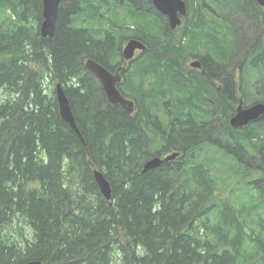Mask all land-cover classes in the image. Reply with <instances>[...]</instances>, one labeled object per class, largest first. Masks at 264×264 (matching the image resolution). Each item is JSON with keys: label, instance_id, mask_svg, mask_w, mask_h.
<instances>
[{"label": "trees", "instance_id": "16d2710c", "mask_svg": "<svg viewBox=\"0 0 264 264\" xmlns=\"http://www.w3.org/2000/svg\"><path fill=\"white\" fill-rule=\"evenodd\" d=\"M106 1L63 2L56 34L42 44L43 55L36 60L26 47L39 40L34 34L43 20L42 0H0V264H264L259 126L243 128V142L238 134L227 133L228 144L242 148L224 152L236 162L226 194L219 188L226 181L207 168L198 156L202 151L194 156L196 147L216 132L213 123L200 117L207 112L208 120L213 118V109L201 99L207 78H177L178 69L170 66L192 60L233 64L244 34L229 18L246 9L260 35L235 64H240L242 79L246 67L262 71L261 84L253 75L245 87L240 85L239 101L255 103L256 88L264 86V10L255 0H185V24L175 30L166 25L164 32L141 0L126 5ZM102 18L123 36L131 32L121 31L128 26L134 27L133 38L143 33L154 53L145 61L165 64L137 69L133 81L126 79L122 92L135 103L132 114L109 103L85 68L88 59L99 62L105 46L96 29ZM24 20L32 35L14 27ZM59 83L84 143L59 115ZM235 90L230 78V116ZM173 153L182 157L143 173L148 161ZM95 170L110 183L111 201L101 194ZM241 181L251 187L248 212L236 203Z\"/></svg>", "mask_w": 264, "mask_h": 264}, {"label": "flooded vegetation", "instance_id": "af4514ba", "mask_svg": "<svg viewBox=\"0 0 264 264\" xmlns=\"http://www.w3.org/2000/svg\"><path fill=\"white\" fill-rule=\"evenodd\" d=\"M22 1L23 0H19L20 4L22 3ZM65 1L66 0H63L61 2V5ZM117 1H119L120 5H126V4H129L128 2H133V1L135 2V0H124V1L123 0H117ZM106 2L111 5L114 2V0H107ZM255 2H256V0H255ZM61 5H60V7H61ZM140 5L142 6V9H144L148 13L154 15L155 17H157L161 21V26L163 27L164 32H165V30H166L165 27H166V25H169V21L167 20V18L165 16L158 13V11H156V13H154L153 11L150 10V8L155 10V8L153 7L152 1L150 0V2H149L146 0H143V1L141 0ZM24 7H25V5H24ZM261 8L264 10V7H261ZM59 10H60V8H59ZM40 12H42V16H43V1H42V7H40ZM8 13H10V12L8 11ZM17 19H18V17L16 15H14V20H17ZM102 19L103 20L96 25L98 41L105 44V46L100 50V51H102V53L100 52V56L98 58L100 63L99 62L98 63L102 67H104L105 70L108 71L112 76L120 77V81L117 83V88L119 89L121 94L124 96L122 89L125 85L126 79L129 78V81H133V79L136 75L135 70L144 69V68H148V67H152V68L164 67L165 64L164 63H156V64L155 63H148L145 61L151 56V54H154V53L150 52L148 50L147 43H148L149 39H146V37L144 36L143 33L140 37L136 36V38H133L134 36L131 33V32H133L132 27L128 26L127 29H124L121 31H131V32L126 33V35L123 36L121 32H116L114 30H111L109 24L108 23L106 24L105 18H102ZM43 20L40 23V25H38L35 29L36 33L34 35L36 37H38L39 40H36L34 42L33 47H31V46L26 47L27 50H30V52H28L27 54H30L36 60H37L38 55H40V56L43 55L42 44L45 43L46 40L52 39L50 37L44 38L42 36L41 27H42ZM183 20H185V19H183ZM56 24H57V22H56ZM4 25H6V24L4 23ZM30 25L31 24L28 23L27 20H24V22L16 23L14 25V27H16V28L24 27L26 29L25 33H27V35H32V32L29 30ZM124 27H126V26H124ZM78 30H86V27L85 28L79 27ZM55 34H56V31H55ZM132 39H136V40L141 41L143 44L146 45L147 48L145 51H142L139 49L136 50V52L134 53V56L131 59H126L125 55H124L125 47L128 44V42ZM39 44H41V45H39ZM46 60H47V56H46ZM170 66L178 69V72L175 74V76L177 78H180L181 75H185L186 77L206 76L207 79L203 80V83L206 84L208 87L201 90L202 92L204 91V93L201 94L202 95L201 99L203 101H205L207 104H213L214 105L216 103L217 98H214L211 93H212V89L216 88V90H217L216 97L217 96H219V97L223 96V99H220V100L224 103V104L222 103V105L218 106V112H220L222 110L227 114V111L229 110L228 107L230 108V103H229L228 97L226 96V92H227L226 87L229 83V79L231 78L230 77L231 72L229 69L230 68L229 64H214V63L202 64L201 63V66L199 68L192 67L191 63H187V64L177 63V64H171ZM204 68H206V70ZM214 68H216L218 70H215ZM240 72L242 73L241 68H240ZM96 80L98 81V84L100 85V87L103 89V87L101 86L100 81L98 80L97 77H96ZM242 82H243V79H242ZM47 83H50V82L47 81ZM103 91H104V89H103ZM104 94H105V92H104ZM105 97H106V95H105ZM125 98L128 99L127 97H125ZM106 99H107V97H106ZM128 100H130V99H128ZM131 101H133V100H131ZM240 101H242V99ZM240 101H239V103H240ZM239 103H238V105H239ZM234 110L235 111L232 113V116L230 118H228V121H227L228 124H227V126H225V128L228 127V129H229V126L231 127L230 120H231V118H233L235 116L237 108ZM135 112H136V107H135V103H134V112L133 113H135ZM211 116H213V111L211 112ZM255 123L256 124H263L264 123V116L261 117ZM231 129L234 130V132H236V133H238V132L235 130H239V131L242 130V129H235L233 127H231ZM170 132L172 133V129H170ZM163 134L164 135L167 134L166 130H163ZM210 142L211 141H209V143ZM168 145L171 147H176L177 143H169ZM181 157H182L181 153H179L176 158H181ZM162 158L164 159L165 157H162Z\"/></svg>", "mask_w": 264, "mask_h": 264}, {"label": "water", "instance_id": "95a60500", "mask_svg": "<svg viewBox=\"0 0 264 264\" xmlns=\"http://www.w3.org/2000/svg\"><path fill=\"white\" fill-rule=\"evenodd\" d=\"M43 1V23L41 27V33L44 38L55 36L56 22L58 19L59 8L63 0H42ZM153 7L161 15L167 17L169 26L172 30L182 25L183 17L188 15V8L185 0H151ZM256 2L264 7V0H256ZM146 45L141 41L132 39L128 42L125 47L124 55L126 59H131L134 56L136 50H146ZM194 68H199L201 62L194 60L191 63ZM86 69L93 73L100 81L101 86L104 89L107 100L112 105L121 106L127 113L132 114L134 112V102L126 99L119 89L117 83L120 81V77L112 76L108 71L105 70L97 61L88 59L85 62ZM56 98L59 107V115L61 119L66 122L69 127L77 134L84 143L82 134L78 128L75 115L72 110V106L68 96L65 93L62 84H57L56 87ZM264 116V102H258L249 107H244L243 101H240L237 106L236 114L230 120L231 127L235 129H241L249 126L250 124L258 121ZM179 153H173L166 158L156 157L151 161L147 162L144 173L147 171L160 167L165 162L174 160ZM95 182L99 187L101 194L108 201L112 199V189L110 183L105 178L104 174L98 170L94 171ZM24 264H44L41 261H31Z\"/></svg>", "mask_w": 264, "mask_h": 264}, {"label": "rangeland", "instance_id": "374dc122", "mask_svg": "<svg viewBox=\"0 0 264 264\" xmlns=\"http://www.w3.org/2000/svg\"><path fill=\"white\" fill-rule=\"evenodd\" d=\"M226 13H227V7H225V10H224V14H226ZM247 14H248V12L245 9L244 11L239 10V13H236V14L232 15L231 19L229 18V16H227V20L229 18L230 25L234 26L239 31H241L242 34H244L242 36V38H240V41H239V46H238L239 49L237 50L236 56L234 58L235 62H233V64H229L230 65L229 69H230V72H231V76L230 77L236 84V90L235 91L237 93V99H236V102L233 105L234 109L237 108L238 103H239V99L241 97V94H240L242 92L241 87H240L241 83H242V86L245 87L246 78L252 79V77L254 75L255 78L257 76L260 77V79L258 80V84H261V78H262V75H263L262 71L260 72V74L257 73L258 71H260V69H256V71H255V70L250 69L249 67H246L244 69V71H243L244 75H243V82H242V76H241L242 73L240 72V68H241L240 64H235L236 60H238V59H241L240 62H242L244 60L245 56L243 54V50H244V52L246 54H249L250 51L247 48L250 46L251 42L252 43H253V41L256 42V39L260 35V30H257L254 27V25H253L254 23L251 21V18L250 19H249V17L246 18ZM182 23L185 24V20H183ZM239 24H240V26L237 27V25H239ZM133 28L134 27H132V29ZM192 61H190V62H192ZM214 69L218 70L216 68H214ZM262 83H264V81ZM205 87H208V86L206 85ZM214 90H215V93H216V91H217L216 88ZM257 92L262 94L261 96H264V86L261 85L260 88L259 87H258V89L256 88V93L253 96L252 101L255 102V103L264 102V100L259 99V97L257 95ZM211 94H212V96L214 98H217L216 103L214 105L213 104H209V106H208L209 109H213V118L209 117V120H208L207 112H206V115L203 112L202 116H200V117H201V121L202 122L204 120H207L208 121V122H206L207 124H210V122L213 123L214 126H215V131L216 132L211 137L212 139L214 138L213 140L208 138V142L205 141L204 144L198 145L196 147L194 156L197 155V152L202 151L201 153L198 154L199 158L200 159H204L205 164L208 165L207 168L209 169L211 167L213 172H215V174L217 173L218 177L221 178V181L222 180L226 181L234 173V170H231V168H233L231 166L233 165V162L235 164H236V162H235L234 159H232L231 157L227 156L224 152H227V153L232 152L231 151L232 146L235 148V150H236L235 152H237L238 150H240L242 148V145H240V144H239V147H238V145H235V144H233V145L228 144V141H226L227 133H229V132L233 133L234 138L238 134L239 137H240L239 139H241L242 142L245 139V135L243 133V130H241V131L235 130V131L238 132V133H236V132H234V130L228 129V127L225 128V126H227V124H228L227 123L228 118H230L232 116V114H231V116L229 115L230 111L228 112V114H226L222 110L220 112H218V106L222 105V103H223L220 100V99H223V96L222 97H219V96L216 97V95L214 94L213 90H212ZM255 103H252L250 105H246L245 107H249V106H251V105H253ZM228 109H229V107H228ZM257 125L259 126L257 128V130H259L258 131L259 132L258 135H260V137L257 138V139H259L258 143H257V146H258V150H259V157H261V156H264V134H263V132H264V123L263 124H257ZM262 130H263V132H262ZM261 134H263V135H261ZM214 135H216V136H214ZM202 137H205V135H203ZM209 141H211V142L209 143ZM201 146H202V148H201ZM219 148H223L222 152H220V153L217 152ZM260 148H262V149L260 150ZM255 152H256V150H255ZM255 155H256V153H255ZM246 162L248 163V165L250 167L254 168L253 165L255 163H254V160L252 158H248L247 157L246 158ZM237 168L238 167H236L235 172L237 171ZM257 168L259 170L258 177L259 176H263V179H264V163L263 162H257ZM241 179H242V177H241ZM241 182H242V186H240V188L238 189L237 197H236V203H241L240 204V210H244V207L246 206L247 210H245V212H248V207L250 206V204L253 201V200L248 199L251 196V187H250V185L246 186V184H243L245 181H241ZM259 186L264 188V182L260 181V185ZM219 188L222 191H225V193H226V191L229 190V183L226 181V182H223V184H222V182H221ZM229 195H230V193H229Z\"/></svg>", "mask_w": 264, "mask_h": 264}, {"label": "bare ground", "instance_id": "6f19581e", "mask_svg": "<svg viewBox=\"0 0 264 264\" xmlns=\"http://www.w3.org/2000/svg\"><path fill=\"white\" fill-rule=\"evenodd\" d=\"M188 13H189V11H188ZM187 17V16H186ZM151 161V160H150ZM149 162V161H148ZM147 164H145V166H146ZM145 166H144V168H143V171H144V169H145ZM144 173V172H143ZM99 188V187H98ZM112 189V188H111ZM112 195H113V193H112ZM111 201V200H110Z\"/></svg>", "mask_w": 264, "mask_h": 264}]
</instances>
